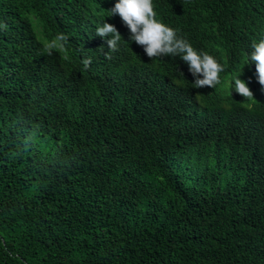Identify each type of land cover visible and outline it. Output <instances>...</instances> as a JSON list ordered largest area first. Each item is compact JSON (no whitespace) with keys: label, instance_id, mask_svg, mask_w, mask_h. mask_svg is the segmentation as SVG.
Instances as JSON below:
<instances>
[{"label":"trees","instance_id":"obj_1","mask_svg":"<svg viewBox=\"0 0 264 264\" xmlns=\"http://www.w3.org/2000/svg\"><path fill=\"white\" fill-rule=\"evenodd\" d=\"M116 2L0 0V264H264V89L246 65L264 0H153L223 65L199 89L129 40Z\"/></svg>","mask_w":264,"mask_h":264},{"label":"clouds","instance_id":"obj_2","mask_svg":"<svg viewBox=\"0 0 264 264\" xmlns=\"http://www.w3.org/2000/svg\"><path fill=\"white\" fill-rule=\"evenodd\" d=\"M109 11L111 16L120 17L129 29V40L143 46L144 53L149 59L179 56L188 65L189 72L195 78L196 89L206 86L215 88L221 83L220 73L224 71L223 65L209 53L195 49L186 38L178 34L176 29L161 22L154 11L153 0H117ZM96 35L105 38L108 48L113 51L117 49L121 40V34L115 25L107 22L97 27ZM67 39L65 34L60 33L55 40L44 46L45 53L52 55L53 50L58 47L57 42L62 47ZM251 48L246 65L255 64L256 80L264 89V39L258 43L253 42ZM90 64V58L83 60L85 68ZM233 89L245 99L254 97L248 83L239 77L234 78Z\"/></svg>","mask_w":264,"mask_h":264}]
</instances>
